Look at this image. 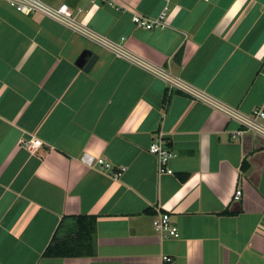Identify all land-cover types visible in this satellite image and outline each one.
<instances>
[{
	"label": "crops",
	"instance_id": "obj_1",
	"mask_svg": "<svg viewBox=\"0 0 264 264\" xmlns=\"http://www.w3.org/2000/svg\"><path fill=\"white\" fill-rule=\"evenodd\" d=\"M43 2L67 5L127 57L0 2V264H264V140L233 138L239 125L224 112L153 72L250 114L264 103V0ZM165 7L163 28L131 21ZM83 50L97 56L88 72L75 66ZM159 134L172 175L148 152ZM155 209L177 239L155 234ZM77 217L93 220L91 254L43 256L75 234Z\"/></svg>",
	"mask_w": 264,
	"mask_h": 264
},
{
	"label": "built area",
	"instance_id": "obj_2",
	"mask_svg": "<svg viewBox=\"0 0 264 264\" xmlns=\"http://www.w3.org/2000/svg\"><path fill=\"white\" fill-rule=\"evenodd\" d=\"M90 4L94 3V0H87ZM0 2L6 3L10 8L15 12L23 16H32L34 14H41L47 18H50L57 23L64 25L71 30L91 37L93 40L104 42L107 45V48L115 53L118 57H127L124 49L122 47L106 42L103 39L92 35L81 24L77 23L69 7L65 4H61L58 7H51L43 2V0H0ZM167 7L154 19H147L139 15L133 14L131 16L132 23L139 28L145 30H152L155 28H163L165 26V20L167 16ZM157 75L163 77L166 81L169 90H179L185 92L199 100L206 101L210 105L215 106L222 112H224L228 119L237 123L239 125V130L233 132L231 136L233 138L240 137L244 134L250 133L254 136H257L264 140V103L259 107L253 109V111L246 115L242 114L237 110L229 109L223 107L213 101H210L204 96L199 95L194 90L183 85L181 82L171 79L168 75L161 73L160 71H153ZM41 146V142L37 139H30L25 142V147L30 151H35ZM148 152L153 155L157 160V172L159 174L172 175L173 171L169 167V162L173 157V154L169 151L167 144L162 139L161 134L155 136L151 145L148 148ZM82 163L87 166H98L105 170H110L112 166L109 163H106L103 159L93 158L90 155L84 154ZM125 169H118L113 173L114 178H118L122 175ZM241 195L240 191H236L235 199H238ZM153 231L163 240L177 239L179 237L178 229L173 226L170 222V216L167 213H161L159 209L154 210V215L151 222ZM165 262H170L168 258L164 259Z\"/></svg>",
	"mask_w": 264,
	"mask_h": 264
},
{
	"label": "trees",
	"instance_id": "obj_3",
	"mask_svg": "<svg viewBox=\"0 0 264 264\" xmlns=\"http://www.w3.org/2000/svg\"><path fill=\"white\" fill-rule=\"evenodd\" d=\"M242 170L245 172L248 164H242ZM77 231L68 238L59 240L53 238L46 248L43 256L45 257H82L91 254V247L94 241V223L93 220L86 217H77Z\"/></svg>",
	"mask_w": 264,
	"mask_h": 264
},
{
	"label": "water",
	"instance_id": "obj_4",
	"mask_svg": "<svg viewBox=\"0 0 264 264\" xmlns=\"http://www.w3.org/2000/svg\"><path fill=\"white\" fill-rule=\"evenodd\" d=\"M96 60V55H93L89 50H83L75 60V66L84 72H88L93 67ZM255 138L256 140L259 139L258 137Z\"/></svg>",
	"mask_w": 264,
	"mask_h": 264
}]
</instances>
